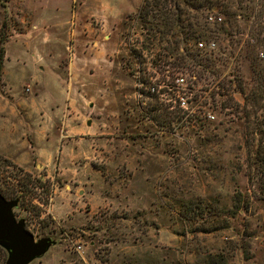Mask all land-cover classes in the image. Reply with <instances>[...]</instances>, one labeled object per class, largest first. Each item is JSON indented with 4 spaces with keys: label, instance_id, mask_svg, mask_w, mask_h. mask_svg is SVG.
<instances>
[{
    "label": "rangeland",
    "instance_id": "obj_1",
    "mask_svg": "<svg viewBox=\"0 0 264 264\" xmlns=\"http://www.w3.org/2000/svg\"><path fill=\"white\" fill-rule=\"evenodd\" d=\"M145 1L0 0V193L54 240L30 264H264V119L247 121L237 87L252 79L243 35L217 40L194 84L183 47L139 17ZM244 5L248 35L264 0ZM179 77L195 121L172 110Z\"/></svg>",
    "mask_w": 264,
    "mask_h": 264
},
{
    "label": "trees",
    "instance_id": "obj_2",
    "mask_svg": "<svg viewBox=\"0 0 264 264\" xmlns=\"http://www.w3.org/2000/svg\"><path fill=\"white\" fill-rule=\"evenodd\" d=\"M258 1L256 0V3ZM246 2L254 3L255 0H146L139 17L150 25L148 27L150 31L164 34V37H172L173 41L170 42L171 45H175L174 51L183 47L186 57L180 58L181 63L177 67L183 68L184 65L187 67L189 64L190 67L187 71L192 78L195 77L194 84L201 80L203 74L208 72L211 67H214V61L211 59L216 56L215 53L198 49L201 38L208 35L217 41L223 37L233 46L235 43L234 37L243 35L238 44L243 43L246 49L243 50L240 56L245 59V62L249 63L248 68L252 74V79L246 84L245 79L240 78L237 87L241 90L239 93L244 96L245 105L250 108L248 110L245 107V118L248 122L255 123L259 118L264 119V13L258 11L259 22H255L254 17L252 26L254 25L255 28L251 26L248 35H246V29L248 28L243 30L239 24L241 14L233 10L236 6L237 9L247 12V14L242 15V18L247 23L251 22V18L256 11L254 8L246 7L244 5ZM221 9L227 19H223L222 23H209L211 13L213 11L219 12ZM212 24L215 27H212ZM196 29L203 33L199 34ZM244 35L247 36V39H244ZM235 55L236 52L232 51L229 56L234 57ZM166 57L172 58V56ZM167 64L165 63V65ZM211 72L209 71V73ZM1 76L2 55L0 56V81ZM230 83L233 85L234 81H230ZM219 85L221 89H226L223 82L220 81ZM216 95L221 97L227 95V93L226 90L224 93L218 91L214 94V96ZM221 108L227 109L229 105L223 104ZM180 112L183 114L182 111ZM193 113L186 118L187 121L188 119L190 121L197 120ZM201 125L203 126V124ZM262 165L264 166V160ZM239 202H242V200L239 199ZM237 210L240 213L242 209L237 208Z\"/></svg>",
    "mask_w": 264,
    "mask_h": 264
},
{
    "label": "water",
    "instance_id": "obj_3",
    "mask_svg": "<svg viewBox=\"0 0 264 264\" xmlns=\"http://www.w3.org/2000/svg\"><path fill=\"white\" fill-rule=\"evenodd\" d=\"M18 205V200L7 201L0 193V246L9 252L6 264H30L54 245L50 237L36 241L25 221L15 218L13 212Z\"/></svg>",
    "mask_w": 264,
    "mask_h": 264
},
{
    "label": "built area",
    "instance_id": "obj_4",
    "mask_svg": "<svg viewBox=\"0 0 264 264\" xmlns=\"http://www.w3.org/2000/svg\"><path fill=\"white\" fill-rule=\"evenodd\" d=\"M209 21L212 23H222L223 19L221 17L219 18H213L210 17ZM218 48L217 42L216 40H214L211 43H205L203 41H200L198 43V49L199 50H204L206 52H216ZM174 88H183L184 91L182 90H178L176 95L174 96L175 98V103L174 106L172 107V110H178V111H182L183 114L185 115V118L189 117L194 111L193 109L190 107V97L188 96V85H187V79L185 77H179L178 79H176V86L172 85L170 86V91L175 92ZM150 93L152 95H156V94H160V90L153 86L150 89ZM207 118H209V120H215V116H213L212 114H209L207 116Z\"/></svg>",
    "mask_w": 264,
    "mask_h": 264
}]
</instances>
